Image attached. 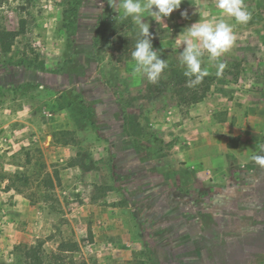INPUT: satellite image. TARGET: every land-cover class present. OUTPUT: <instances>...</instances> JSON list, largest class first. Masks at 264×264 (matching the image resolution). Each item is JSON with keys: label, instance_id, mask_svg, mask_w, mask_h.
Instances as JSON below:
<instances>
[{"label": "rangeland", "instance_id": "1", "mask_svg": "<svg viewBox=\"0 0 264 264\" xmlns=\"http://www.w3.org/2000/svg\"><path fill=\"white\" fill-rule=\"evenodd\" d=\"M63 2L0 0L2 25L27 21L15 51L45 62L0 47V264L20 245L46 264H264V168L252 159L264 144V0H243L247 24L215 0L146 15L168 64L156 83L135 73L142 37L120 0H81L66 24ZM220 19L236 41L216 62L202 57L214 75L205 98L218 100L180 103L170 77L186 28ZM111 22L115 42L97 44ZM76 95L90 116L67 106Z\"/></svg>", "mask_w": 264, "mask_h": 264}, {"label": "clouds", "instance_id": "2", "mask_svg": "<svg viewBox=\"0 0 264 264\" xmlns=\"http://www.w3.org/2000/svg\"><path fill=\"white\" fill-rule=\"evenodd\" d=\"M182 0H120L123 18H131L138 26L139 35L142 37L135 45L131 56L135 62V73L146 76L150 83H156L164 70L168 67L167 61L160 58L159 52L154 50L149 23L143 22V18H154L161 22L163 18L180 8ZM215 7L221 11V15L233 17L237 24H247L251 20V13L243 5V0H215ZM155 8V11L153 10ZM187 18V12L181 13ZM182 37L185 45L180 55V64L184 67V75L189 78V85L195 86L209 75L207 67L202 68V57L207 53L208 61L216 62L228 52L236 41L233 25L220 20H203L186 28ZM219 70L223 63H216ZM264 144L259 145L258 154L252 159L264 168Z\"/></svg>", "mask_w": 264, "mask_h": 264}, {"label": "trees", "instance_id": "3", "mask_svg": "<svg viewBox=\"0 0 264 264\" xmlns=\"http://www.w3.org/2000/svg\"><path fill=\"white\" fill-rule=\"evenodd\" d=\"M81 0H64L63 2V8L61 13V19L66 24L70 22L74 16L76 17V13L79 9ZM111 21L114 20V18H110ZM26 19L21 18L19 21V27L17 29H9L6 26L2 25L0 22V47L2 51L5 54L10 53H16L20 54L22 53L23 60H28L29 62H35L39 61L44 66V59H40L38 56V53L34 52V49H31L33 51V54H35L34 57H30L27 52L23 51L20 52L15 47L17 43L19 42V38L24 36L26 32ZM109 24H111L114 28L116 27L114 22L111 23H102L100 26V29L98 30V38L96 40V43H99V37L100 39L108 42L107 44H113L115 41H111V37L113 36V33L110 36L105 35V29L107 30L109 27ZM104 31V32H103ZM75 45V39L74 35L69 38V46L70 50ZM172 75L170 77V80L174 86L177 87L175 89L176 94L179 96L180 103H190L194 104L201 100H203L207 94L208 91L211 88V82L214 79V75L209 74L203 78V84H197L195 86L189 85V78L184 75V67H172L171 69ZM205 82V84H204ZM207 82V84H206ZM175 88V87H174ZM67 106L71 108V106H74V110H76L78 113L82 115L90 116L92 113V108L87 105V103L83 100V98L80 95L75 96V100H71L67 102ZM156 135L154 132H151L149 135V138L153 140L155 139ZM21 245L17 246V257L14 262V264H46L44 262V259L39 253L38 247L30 246L26 247L24 259L22 258L21 253ZM23 259V260H22Z\"/></svg>", "mask_w": 264, "mask_h": 264}, {"label": "crops", "instance_id": "4", "mask_svg": "<svg viewBox=\"0 0 264 264\" xmlns=\"http://www.w3.org/2000/svg\"><path fill=\"white\" fill-rule=\"evenodd\" d=\"M193 5V4H192ZM196 11V10H195ZM218 94H220V93H218V92H214V94L212 93V94H210L207 98H205L204 100H201V101H199V102H197V103H195L196 104V106H197V109H203V108H205L207 105L206 104H213V102H216V100H218ZM225 121V120H224ZM224 123H226V122H224Z\"/></svg>", "mask_w": 264, "mask_h": 264}]
</instances>
